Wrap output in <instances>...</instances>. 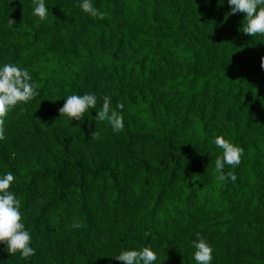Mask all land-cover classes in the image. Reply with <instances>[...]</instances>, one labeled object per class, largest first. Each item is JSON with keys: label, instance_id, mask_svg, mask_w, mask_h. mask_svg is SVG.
Returning a JSON list of instances; mask_svg holds the SVG:
<instances>
[{"label": "trees", "instance_id": "obj_1", "mask_svg": "<svg viewBox=\"0 0 264 264\" xmlns=\"http://www.w3.org/2000/svg\"><path fill=\"white\" fill-rule=\"evenodd\" d=\"M44 2L40 20L33 0H0V67L26 69L39 93L0 140L36 253L0 244V264H121L145 246L154 264H196L197 232L211 264H264V36L243 35L227 0H92L103 19ZM91 92L124 105L119 133L95 117L102 99L81 121L59 116ZM217 136L243 148L224 169L234 182L215 170Z\"/></svg>", "mask_w": 264, "mask_h": 264}, {"label": "clouds", "instance_id": "obj_2", "mask_svg": "<svg viewBox=\"0 0 264 264\" xmlns=\"http://www.w3.org/2000/svg\"><path fill=\"white\" fill-rule=\"evenodd\" d=\"M35 7L33 15L40 20L48 16V9L44 0H33ZM230 8V15L243 14L242 34L249 37L257 35L264 36V0H227ZM79 7L83 12L93 18L103 19L104 14L96 9L92 0H81ZM16 23L14 18L9 16L8 27L11 28ZM261 69H264V57L261 58ZM32 76L26 69H21L15 64L5 63L0 67V140L5 139L4 124L9 111L18 104H27L39 95L37 86L31 83ZM102 99L101 107L95 112V117L103 122L107 121L113 132L119 133L124 128V118L121 114L124 105L116 104V109L112 108L111 98L108 95L102 98L96 93H85L84 95H70L58 109L59 116H67L71 120L81 121L84 114L90 109H95L99 100ZM21 111L25 109L21 108ZM94 139L99 138L98 132H92ZM217 147L223 150L222 155L215 160V170L219 173L221 181H236L237 177L233 172H224L225 166H238L241 163L243 148L230 143L222 136L215 139ZM15 177L11 171L0 178V244H3L9 255L20 254L22 259H28L35 255L36 249L31 246L32 237L26 229L21 212V202L15 194L10 191V186ZM72 228H81L79 221L73 220ZM149 233H145V236ZM195 251L193 258L196 264H211L213 259L212 247L200 235L196 233L192 240ZM114 259L121 264H154L157 259L156 253L150 247H143L139 250H125L114 256Z\"/></svg>", "mask_w": 264, "mask_h": 264}]
</instances>
